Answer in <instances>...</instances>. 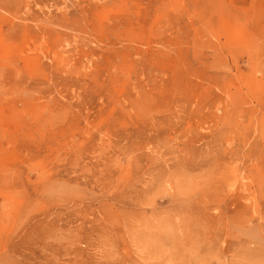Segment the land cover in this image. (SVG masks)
Wrapping results in <instances>:
<instances>
[{
    "label": "rangeland",
    "instance_id": "1",
    "mask_svg": "<svg viewBox=\"0 0 264 264\" xmlns=\"http://www.w3.org/2000/svg\"><path fill=\"white\" fill-rule=\"evenodd\" d=\"M0 264H264V0H0Z\"/></svg>",
    "mask_w": 264,
    "mask_h": 264
}]
</instances>
